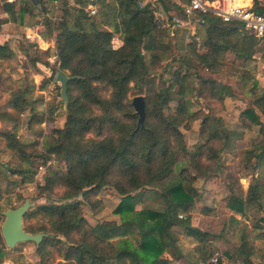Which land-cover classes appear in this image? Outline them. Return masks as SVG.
<instances>
[{"label":"trees","instance_id":"1","mask_svg":"<svg viewBox=\"0 0 264 264\" xmlns=\"http://www.w3.org/2000/svg\"><path fill=\"white\" fill-rule=\"evenodd\" d=\"M74 1L84 4L88 0ZM161 2L167 10L171 0ZM99 3L96 16L87 15L83 9L74 15L64 9L57 25L46 19L47 34L56 32L55 52L38 50L34 60L49 67L53 74L64 70L73 77L68 84L64 127L56 131L58 136L47 150L63 158L67 169L48 178L47 186L62 184L66 187L63 199L82 195L95 209L101 201L91 197H97L103 186L112 185L122 195L114 208L120 221L112 219L91 224L84 217L79 200L30 208L24 216L25 230L45 233L37 245L39 264H49L52 250L48 246H54L61 254L62 261L58 264H173L184 256L179 229L196 242L199 260H208L217 249L212 245L213 237H225L226 228L217 235L192 225L195 210L204 214L213 210L204 204L197 207L202 192L195 183L199 177L206 178L217 172L223 151L230 149L242 133L224 128L221 117L206 116L201 127L204 142L194 150L188 149L181 126L188 127L189 120L196 115L191 111L187 95L190 76L182 69L174 71L167 88L169 95L155 91L153 95L144 96L146 116L139 124L128 96L133 86L154 87L155 76H150L151 71L172 55L169 28L155 16L150 3L141 5L140 0H100ZM35 4L39 12L45 11L46 2L38 0ZM254 7L264 12V1L254 0ZM15 8L16 1L4 3L10 17L0 18V29L8 19L22 22L24 14L31 9L24 1L18 10ZM116 34L123 45L114 49L112 39ZM198 34L202 35L204 50L196 56L202 67L218 72L227 66L224 62L227 52H234L249 64L245 69L231 67L243 80H249L251 105L242 111L241 117L259 126L260 138L240 154L239 162L249 170L252 179L246 194H232L229 207L243 215L254 208L262 210L264 86L257 80L254 56L264 41L242 34L236 26L211 16L198 26ZM51 55H57L59 64H50L47 59ZM13 58L9 45L0 44V72L3 64ZM262 58L264 60V48ZM197 79L196 95L207 101L211 112L215 110L212 106L215 101L224 103L225 98L232 95L228 85L214 78L198 74ZM98 83L111 88L108 97L98 91ZM73 87L78 91L76 95L71 94ZM28 90L29 86L14 90L9 106L23 112L32 105ZM171 99L176 101L175 108L168 106ZM95 107L99 113L95 112ZM107 127L113 134L100 138ZM88 133L98 137H86ZM0 134L7 139L9 148L22 149L13 131L5 130ZM14 171L25 173V170ZM140 202L143 206L138 209ZM37 217L44 222L36 227L31 221ZM233 223L236 227L232 237H237L238 242L222 253L231 259L240 258L244 264H264V251L261 252L258 242L264 240V215L255 219L253 226L235 217ZM58 236L66 239L65 247L53 244L52 237ZM56 239L62 243L61 239ZM4 254L0 249V261ZM257 257L261 259L255 263L253 259ZM217 264H223L222 259Z\"/></svg>","mask_w":264,"mask_h":264},{"label":"rangeland","instance_id":"2","mask_svg":"<svg viewBox=\"0 0 264 264\" xmlns=\"http://www.w3.org/2000/svg\"><path fill=\"white\" fill-rule=\"evenodd\" d=\"M28 3L31 9L25 13L22 22L17 21L4 25L0 31L1 40L9 37L8 43L23 45L28 51L27 57H24L23 54H17V57L10 62L4 63L1 67L2 72H0V132L11 130L22 143L21 150L11 149L8 147L7 139L0 134V249L5 252L0 264H39L41 261L37 251L38 244L33 241H26L10 248L7 246L1 232V226L5 219L2 212L9 208L20 206L27 198L33 203L31 210L51 202L62 204L79 200L83 215L91 224L112 219L120 221V216L114 213V208L119 204L122 195L112 185L103 186L97 197H91L94 201H101L100 206L95 209L82 195L72 199H63L66 187L62 184H55L54 186L52 184V188L49 185L47 186L48 178L55 174H62L67 169L63 158L47 152L49 144L55 141L58 136L56 131L64 127L67 107L61 96L60 83L56 80V73L53 74L50 68L37 67L36 63H34L33 58L37 56L40 49L32 45L30 41H27L24 27L27 25L33 28L35 32H39L45 41L51 42L50 44L53 45H50L51 52H55L56 32L52 33V35L47 34L46 19L57 25L63 18L64 9L69 10L74 15L79 10L77 5L81 6L83 3L75 2L74 0H60L58 4L46 2L45 11L42 13L39 12V7L34 1L29 0ZM146 3L151 4L155 16L163 20L168 27L169 21H167V17L163 13L165 6L161 0H140L141 5ZM1 13L3 12L0 11V15ZM201 43L202 35H196L190 30L178 29L173 34L170 33L169 46L172 50V55L163 60L160 67L151 71L150 76H155L154 87L145 86L139 89L134 88L133 84H131L133 89L128 96V100L132 101L136 95L149 96L153 95L155 91L168 92L169 95L167 88L173 73L176 69H182L183 72L185 70L190 76V90L187 95L191 111L195 112L196 115L194 119L189 120L188 127L181 126L188 149L194 150L196 145L204 142L201 137V127L206 116L221 117L224 128L237 130L242 133V137L235 140L230 149L223 151L221 165L217 172L206 178L199 177L195 183L196 187L202 192V198L197 203V207L202 204L209 206L205 203L204 179L214 180V183L218 184L220 188L227 186L235 194L238 192L243 193L244 187L241 186V182L246 185V179L248 178L241 181V176L248 175L249 181L252 178L249 170L245 169V165L239 162V157L245 149L251 147L260 138L259 126L250 123L249 119L241 117L242 111L251 105L249 80H243L239 73L231 67L245 69L249 68V64L237 57L234 52H227L224 57V62L227 66L213 73L198 63L196 53L204 50L201 47ZM263 48L264 42L261 44L260 51L254 56V63L257 65V80L261 86H264V77L260 74L261 65L257 56L262 57ZM50 57H53V55L49 56L47 60L50 64H53L49 60ZM183 58L188 60L184 62L181 60ZM198 74L214 78L228 85L232 90V95L227 96L224 103L215 101L213 105L212 103L210 104L215 108L213 112L208 109L207 101L196 95L199 89ZM27 86H29L27 94L33 100V104L29 105L23 112H19L18 109H13L9 106V99L12 97L14 90L24 89ZM97 87L103 96L108 97L110 95L111 88L109 86L104 83H98ZM77 93L78 91L73 87L71 94L76 95ZM168 106H170L169 108H175L176 101L171 99ZM95 112H100L98 107H95ZM111 134H113V130L107 127L100 138ZM86 137L93 138L98 136L88 133ZM183 155L184 153L180 154L179 157L182 158ZM14 170H25V173L21 174ZM258 174H261L260 171ZM142 206L141 202L137 204L138 209ZM209 207L213 209L209 214L195 210L192 213V218L194 215H199L200 219L197 222L202 225L204 230L211 231L217 235L226 228L225 237H213L212 245L217 248L215 252H222L225 248H232L233 244L238 242L237 237H232L236 227L233 223L234 215L232 213L239 212L224 208L218 204ZM239 214L243 223L253 226L254 220L264 215V209L254 208L250 212L248 211L246 215ZM181 215L183 216V214ZM31 222L37 227L44 222V219L37 217L32 219ZM179 233L184 256L174 261L173 264H195L200 259L196 253V242L192 238L185 237L182 229H179ZM56 238L61 239L62 243L57 242ZM52 242L56 247L57 244L63 247L67 245V241L63 236L52 237ZM258 242L264 245V240L261 239ZM48 248L52 250V254H49V264H58L62 261L61 254L54 246H48ZM262 250H264V246ZM185 257H189L190 262ZM221 259L223 264H237L240 261L238 258L231 259L224 253Z\"/></svg>","mask_w":264,"mask_h":264},{"label":"built area","instance_id":"3","mask_svg":"<svg viewBox=\"0 0 264 264\" xmlns=\"http://www.w3.org/2000/svg\"><path fill=\"white\" fill-rule=\"evenodd\" d=\"M44 1L54 4L60 2V0ZM99 1L88 0L81 6L79 4L77 6L79 9H83L87 15L96 16L100 9ZM163 13L169 21L168 28L172 34L178 29H186L195 33L198 26L205 22L206 17L211 16L236 26L242 34L254 35L264 41V12L258 11L254 7V0L250 4L244 0H171L169 8L164 9ZM33 31L32 34L41 39V36ZM26 36L29 38L30 34L26 33ZM122 45L123 40L116 34L112 39L113 48L117 49ZM257 58L261 65L260 74L264 77V61L261 56H257ZM49 60L59 64L57 55H53ZM222 256L223 253L217 251L208 260H198L195 264H217Z\"/></svg>","mask_w":264,"mask_h":264},{"label":"crops","instance_id":"4","mask_svg":"<svg viewBox=\"0 0 264 264\" xmlns=\"http://www.w3.org/2000/svg\"><path fill=\"white\" fill-rule=\"evenodd\" d=\"M12 1H16V8H15L16 10L19 9V6H20V4L23 1L25 3H27L29 9L31 8L30 4L28 3L29 0H0V7H1L0 8V11L3 12V13H1L0 18L7 19V18L10 17V14L4 9V3L5 2H12ZM32 1H34L36 3L38 0H32ZM244 2L250 4V3H253V0H244ZM27 12H29V11H27ZM12 22H14V21L8 19V21H6L5 23L2 24L0 31L2 30V27L4 25H9ZM24 30H25V33L30 34V37L27 38V36H26V39H27V41H30L32 45L37 46L40 50H45V51L46 50H50L51 51V46H53V45L50 44L51 42L45 41L42 38V36L40 35L39 32H36V33H38V35L41 36V39H38L36 37V35L32 34V31L34 30L33 28H31V27H29V26L26 25L24 27ZM196 31H195V33H196ZM7 41H9V37L8 38H4L3 40L0 39V44L7 43L9 45V47L12 49L13 53H14V58L17 57V54H20V55L23 54L24 57H27L28 51L26 50V47L25 46H23V45H17V44L15 45L14 43L13 44L12 43H8ZM34 63H36L37 67H42L43 66L45 68H49V67H46V65H44L41 62H38V61L35 62V60H34ZM243 176H245V177H243ZM243 176H241V178H240L241 181H244L245 178H248V179H246V185L243 182H241V186L244 187L243 188V193L246 194V192L249 189V185H250L251 179L249 181V176L248 175H243ZM203 181H205V186H204V188H205V203L207 205H209V206H212V207L218 204V205H221L224 208H230L229 207V202H230V198H231L233 192L230 191L227 188V186H224V187L220 188V186L218 184L216 185V183H214V180H206V179H204ZM226 188H227V190H226ZM232 215H234V217L236 219L241 220V215L239 213H234L233 212ZM198 216L199 215H194L193 216V218H192V225L195 226V227H197V228H200V229L204 230V228L202 227V225H200V223L197 222L198 219H200ZM263 246L264 245L260 243L261 252L264 251V250H262L263 249ZM185 259L190 262L189 257H185ZM239 259L240 258H238V260ZM260 259H261L260 257H257V258H254L253 260H254L255 263H257V262L260 261ZM237 264H244V263L240 259V261H238Z\"/></svg>","mask_w":264,"mask_h":264},{"label":"water","instance_id":"5","mask_svg":"<svg viewBox=\"0 0 264 264\" xmlns=\"http://www.w3.org/2000/svg\"><path fill=\"white\" fill-rule=\"evenodd\" d=\"M72 78L64 70H59L56 75V80L60 83V92L65 104L69 102L68 84ZM132 104L138 115V122L142 124L146 116L144 96L136 95L132 99ZM32 205L31 200L27 198L20 206L9 208L2 212L5 219L1 226V232L8 247L13 248L18 243L26 241H33L36 244L41 242L45 233H31L24 228V216Z\"/></svg>","mask_w":264,"mask_h":264}]
</instances>
